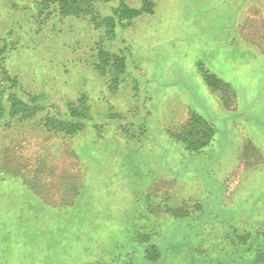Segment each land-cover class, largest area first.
Here are the masks:
<instances>
[{"label": "rangeland", "instance_id": "rangeland-1", "mask_svg": "<svg viewBox=\"0 0 264 264\" xmlns=\"http://www.w3.org/2000/svg\"><path fill=\"white\" fill-rule=\"evenodd\" d=\"M151 1L153 14L112 33L106 19L118 0H91L80 17L55 8L39 16L33 0H0L13 91L41 95L45 108L0 127V167L25 164L39 177L44 163L52 167L50 182L0 181V264H229L241 257L232 240L264 229V0ZM101 50L127 57L119 84L98 71ZM200 64L230 84L229 109ZM0 87L8 89L1 79ZM81 96L90 108L84 129L49 132L43 119L67 118ZM192 112L216 128L199 153L168 132ZM35 153L48 158L40 167ZM65 171L84 175L72 204L62 201ZM39 186L50 204L29 190ZM153 243L163 255L156 263L144 258Z\"/></svg>", "mask_w": 264, "mask_h": 264}, {"label": "trees", "instance_id": "trees-1", "mask_svg": "<svg viewBox=\"0 0 264 264\" xmlns=\"http://www.w3.org/2000/svg\"><path fill=\"white\" fill-rule=\"evenodd\" d=\"M16 2L17 0H10ZM91 0H33L36 5V9L39 16H47L51 13L52 9H57L62 17L76 16L80 17L86 13L84 4ZM102 1H114V0H102ZM119 5L116 8L114 14L115 18L106 19L107 26L110 32L113 33L118 23L127 22L130 24L135 18L140 17L144 14H153L155 10V4L151 0H142L141 8L131 7L126 0H118ZM16 5V4H15ZM117 24V25H116ZM7 45L0 46V79L1 82L7 85L8 89L0 87V127H9L13 119H18L19 121L29 120L45 108L42 106V96H31L28 100L23 99L13 91L19 85V80L16 76H12L4 64V54L7 51ZM98 63L96 64L97 69L102 75H109L111 73V81L115 84H119V81L124 74L127 72V57L120 56L116 54H110L107 51L101 50L98 54ZM200 70L203 73L204 81L207 87L213 92L220 96V99L226 108H230L234 103L235 92L231 89L229 83L222 80L216 74L211 73L209 70L205 69L201 64ZM68 117H55L46 116L43 119L44 126L47 127L49 132L53 133H65L66 135L75 136L84 129L85 121L89 119V104L85 96H81L78 100V105L68 104ZM53 130V131H51ZM169 134L177 142L181 143L184 148L190 153H199L208 147L215 135L216 128L207 119L196 112L190 113L189 119L182 123L177 130L169 131ZM33 149L31 147L29 150ZM27 150V153H23L26 156H30L31 152ZM37 156V154L35 153ZM37 156L36 167H40L41 162L44 159H39ZM47 161V160H46ZM39 164V165H38ZM45 169L48 172L42 173V177L36 176L32 170L27 171L25 169V164L23 168L13 169L10 164L3 165L0 167V181H5L7 179L21 178L23 182L26 183L30 180L33 185L38 182H50L51 176V165L49 161L44 163ZM31 169V168H30ZM28 174H25L27 172ZM78 175H73L70 172L65 171L63 176H61L62 188V201L64 204H72L78 198L81 192V187L83 185V172ZM78 179V181H77ZM76 181V184H73ZM40 187V186H39ZM29 190L36 196H39L44 203L50 204V196L43 194V189L45 186L40 188ZM38 193V194H37ZM200 208V205H197ZM167 210L173 214L174 217H185L187 216L183 208L170 209ZM257 236L250 238L249 233H243L237 237L238 240L233 239L232 243L235 247L236 252H232L231 256L239 253L241 255L240 261H231L229 264H264V229H258ZM148 238H142L146 241ZM249 241V242H248ZM241 243H248L249 246L244 250L240 251L236 247ZM247 244V245H248ZM200 253L203 254L201 250ZM206 257L208 253H204ZM247 254V257L246 255ZM162 252L159 246L155 243L148 246L144 253V258L148 262L156 263L162 258ZM207 264V263H206ZM220 264V263H219Z\"/></svg>", "mask_w": 264, "mask_h": 264}]
</instances>
